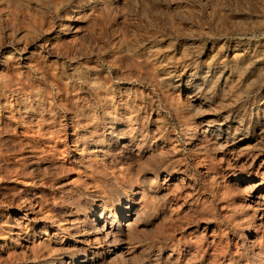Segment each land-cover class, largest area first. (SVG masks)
<instances>
[{
	"label": "rangeland",
	"instance_id": "rangeland-1",
	"mask_svg": "<svg viewBox=\"0 0 264 264\" xmlns=\"http://www.w3.org/2000/svg\"><path fill=\"white\" fill-rule=\"evenodd\" d=\"M76 144L149 188L139 250L96 264H264V0H0V264H57L51 221L95 218Z\"/></svg>",
	"mask_w": 264,
	"mask_h": 264
},
{
	"label": "bare ground",
	"instance_id": "bare-ground-1",
	"mask_svg": "<svg viewBox=\"0 0 264 264\" xmlns=\"http://www.w3.org/2000/svg\"><path fill=\"white\" fill-rule=\"evenodd\" d=\"M152 49V48H151ZM160 52V51H159ZM220 52V51H219ZM254 54V53H253ZM156 56V55H155ZM263 56V55H261ZM152 57V56H151ZM260 57V56H259ZM254 59V58H253ZM252 59V61H253ZM140 60V59H139ZM144 61V60H143ZM166 61V60H165ZM244 61V60H243ZM251 61V60H250ZM244 63V62H243ZM213 64V63H212ZM247 64V63H246ZM242 67V66H241ZM250 67V66H249ZM248 67V68H249ZM261 67V66H260ZM244 68V66H243ZM239 69V68H238ZM245 70L247 68H244ZM250 70V68H249ZM240 71V70H239ZM247 71V70H246ZM262 72V70H261ZM242 74V72H240ZM167 74V73H166ZM206 74V73H205ZM169 75V74H168ZM173 75V74H172ZM210 75V74H209ZM240 75V74H239ZM165 76V75H164ZM231 77V76H230ZM239 77V76H238ZM246 77V76H245ZM165 78V77H164ZM237 78V77H236ZM242 78V77H241ZM169 79V78H168ZM177 79V78H176ZM240 80V79H239ZM189 82V80H188ZM209 83V82H208ZM220 84V83H219ZM206 85V84H205ZM233 85V84H232ZM235 86V85H234ZM245 86V85H244ZM239 87V86H238ZM213 90V89H212ZM210 92V91H209ZM232 92V91H231ZM30 95V94H29ZM190 97V96H189ZM206 99V98H205ZM212 117V116H211ZM222 117V116H221ZM224 117V116H223ZM228 117V116H227ZM218 119V118H217ZM222 119V118H221ZM225 119V118H224ZM211 120V118H210ZM213 120V118H212ZM134 121V120H133ZM216 121V120H215ZM222 121V120H220ZM90 122V121H89ZM130 122V121H129ZM208 122V121H207ZM212 122V121H211ZM214 122V121H213ZM226 122V121H225ZM113 123V122H112ZM210 123V122H209ZM215 123V122H214ZM229 123V122H228ZM137 124V123H136ZM231 124V123H230ZM214 125V124H213ZM257 125V124H256ZM230 126V125H229ZM221 127V126H220ZM64 128V127H63ZM123 132L131 133V136L126 139V146H130L131 143L135 140L136 136H134V130L136 127H133L131 124H125ZM208 128V126H207ZM237 128V127H236ZM235 128V129H236ZM251 128V127H249ZM158 129V128H157ZM230 129V128H229ZM147 130V129H146ZM211 130V129H210ZM238 130V129H237ZM95 131V130H94ZM110 131V130H109ZM215 131V130H214ZM230 131V130H229ZM139 132V131H138ZM154 132V131H153ZM207 132V131H206ZM212 132V131H211ZM228 132V131H227ZM253 132V131H252ZM50 133V132H49ZM67 133V132H66ZM65 133V134H66ZM122 133V132H121ZM248 133V132H247ZM216 135V133H211V135ZM220 134V133H219ZM124 135V134H123ZM128 135V134H126ZM141 135V134H140ZM218 135V133H217ZM42 136V135H41ZM122 136V135H121ZM146 136V135H145ZM160 136V135H159ZM223 137L220 134V137ZM37 137V136H36ZM142 137V136H141ZM153 137V136H152ZM164 137V136H163ZM211 137V136H210ZM215 137V136H214ZM217 137V136H216ZM227 137V136H225ZM251 137V136H250ZM75 138V137H74ZM91 138V137H90ZM147 138V137H146ZM228 138V137H227ZM57 139V138H56ZM59 139V138H58ZM72 139V138H71ZM148 139V138H147ZM157 139V138H156ZM209 139V138H208ZM214 139V138H213ZM225 139V138H224ZM234 139V138H233ZM248 139V136L243 138ZM79 140V139H78ZM140 140V139H139ZM222 140V139H221ZM76 142V139H74ZM137 141V139H136ZM209 141V140H208ZM217 141V139H216ZM227 141V140H226ZM241 142L243 140H240ZM257 142V141H256ZM39 143V142H38ZM237 143V142H236ZM52 144V143H51ZM60 144V143H59ZM75 144V143H74ZM100 144V143H99ZM121 144V143H120ZM125 144V143H123ZM137 144V143H136ZM135 144V145H136ZM227 145L228 143H219ZM249 144V143H248ZM47 145V144H46ZM96 145V144H95ZM103 145V144H102ZM101 145V146H102ZM241 144H236L233 148L239 147ZM247 145V144H245ZM254 145V144H253ZM53 146V145H52ZM100 146V145H99ZM124 146V145H123ZM133 146V145H132ZM252 146V145H251ZM106 147V146H105ZM139 147V146H138ZM173 147V146H172ZM223 147V146H222ZM246 147V146H245ZM248 147V146H247ZM43 148V147H42ZM59 148V147H58ZM75 148V147H74ZM130 148V147H129ZM47 149V148H45ZM239 149V148H238ZM41 150V149H40ZM62 150V149H61ZM48 151V150H47ZM131 151V150H130ZM246 151V150H245ZM50 152V151H49ZM121 152V151H120ZM227 152V150H226ZM55 153V152H54ZM63 153V152H62ZM68 153V152H67ZM48 154V153H47ZM60 154V153H59ZM106 152L104 147H89L87 150H83L79 148L76 144V155L73 156V162L75 164L80 165L78 169V176L80 181L85 185L92 184L96 187L98 192H100V198L94 202L93 207L91 209V213L95 217L94 219H90L88 215H85L86 221H89L88 227L85 226V220L81 219L79 215L76 214L74 219H67L65 221L54 219L51 221V226L54 227L53 234L45 232L50 240H53V243L56 245L55 250L57 253V264H96L98 259H109L111 261L112 256L127 254L132 257L135 255L136 251L139 250L138 243L140 242L138 236V226L141 224V218L143 219L145 209L144 204L146 202V195L149 188L144 184L145 180L141 178L133 177L131 170L129 168L123 167L121 164L117 165L110 173H108L102 178L98 177L95 173L93 167L95 166L94 160L99 157V159H104L106 157ZM55 156V155H54ZM61 157V156H60ZM160 157V156H159ZM223 158V157H222ZM72 162V161H71ZM106 162V161H105ZM111 162V161H110ZM120 162V161H119ZM106 162L105 164H107ZM104 164V168L105 167ZM94 165V166H93ZM102 165V164H101ZM109 165V164H108ZM150 165V164H149ZM81 167V168H80ZM82 167L84 169H82ZM108 167V166H107ZM262 167V166H261ZM259 169V168H258ZM135 173V171H134ZM263 174V173H262ZM102 175V174H101ZM100 175V176H101ZM264 175V174H263ZM112 177L114 181H122L125 182L122 193L114 198L113 193L115 188L111 187L107 183V178ZM236 179L239 178L237 175ZM109 179V178H108ZM147 180V179H146ZM26 182V181H25ZM109 182V181H108ZM121 182V183H122ZM78 183V182H77ZM84 185V186H85ZM260 183L254 182V184L247 185L249 191L252 192L253 189L258 187ZM91 186V185H90ZM83 187V186H82ZM149 187V186H148ZM87 190V189H86ZM246 191V190H245ZM249 192V193H250ZM117 193V192H116ZM164 194V193H162ZM165 195V194H164ZM250 195V194H248ZM166 196V195H165ZM60 197V196H59ZM96 197V196H95ZM152 197V196H151ZM156 197V196H155ZM98 198V197H97ZM167 198V197H166ZM254 195L248 196L245 198V201L254 200ZM117 199V200H116ZM153 199V198H152ZM257 199V198H256ZM155 200V198H154ZM259 200V199H257ZM261 200V199H260ZM262 201V200H261ZM259 201H257L258 203ZM153 204V203H152ZM247 204H249L247 202ZM264 204V202H263ZM31 205V204H30ZM262 206V205H261ZM144 207V208H143ZM253 207V206H252ZM259 207V205H258ZM101 208V212L98 216L96 209ZM260 208V207H259ZM258 208V209H259ZM39 209V208H38ZM264 209V208H263ZM33 210V209H32ZM35 210V209H34ZM252 212V211H251ZM39 213V212H38ZM46 213V212H45ZM33 216H29L27 213L26 219L28 221V226L30 228L17 226L16 231L14 230V234L17 236H27L29 237L31 233L35 230L36 222L42 221V219L36 216V210L32 212ZM42 214V213H41ZM38 215V214H37ZM52 215V214H51ZM129 215L130 219L125 222L120 221V217L124 218V216ZM58 217V216H57ZM92 218V217H91ZM143 223V222H142ZM25 224V223H23ZM145 230V229H144ZM33 234V233H32ZM23 237V236H21ZM20 238V237H19ZM47 240V239H46ZM48 241V240H47ZM48 243V242H47ZM33 244V243H32ZM140 244V243H139ZM28 245V244H27ZM36 245V243H35ZM51 246V245H50ZM170 247V244H169ZM179 247V246H178ZM180 249V248H179ZM177 249V250H179ZM192 249V248H191ZM142 250V248L140 249ZM162 250V249H161ZM160 250V251H161ZM181 250V249H180ZM48 252V251H47ZM51 252V251H50ZM179 251H176L174 248L167 255L170 258H173V254ZM161 253V252H160ZM167 254V253H166ZM161 255V254H160ZM127 256V257H128ZM175 256V255H174ZM51 257V256H50ZM212 257V256H211ZM144 259V258H143ZM142 260V259H141ZM140 260V262H141ZM145 260V259H144ZM37 262V261H36ZM54 262V261H53ZM219 262V261H218ZM55 263V262H54ZM109 263V262H108ZM143 263V262H141ZM167 263V262H166ZM56 264V263H55Z\"/></svg>",
	"mask_w": 264,
	"mask_h": 264
}]
</instances>
